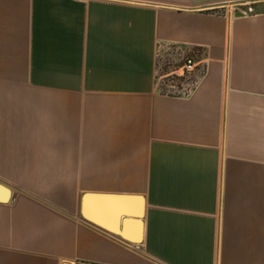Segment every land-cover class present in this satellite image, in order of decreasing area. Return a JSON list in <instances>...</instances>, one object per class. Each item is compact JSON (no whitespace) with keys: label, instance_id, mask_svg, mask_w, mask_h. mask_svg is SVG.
Listing matches in <instances>:
<instances>
[{"label":"crops","instance_id":"0c3cea01","mask_svg":"<svg viewBox=\"0 0 264 264\" xmlns=\"http://www.w3.org/2000/svg\"><path fill=\"white\" fill-rule=\"evenodd\" d=\"M246 1L0 0V264H264ZM170 45L199 63L190 96L158 88Z\"/></svg>","mask_w":264,"mask_h":264},{"label":"built area","instance_id":"2783aa9c","mask_svg":"<svg viewBox=\"0 0 264 264\" xmlns=\"http://www.w3.org/2000/svg\"><path fill=\"white\" fill-rule=\"evenodd\" d=\"M175 56L180 63L174 69L168 70L171 62L174 63ZM198 67V61L193 56L183 53L179 47L170 45L166 51L162 46L158 47L156 68L158 88L166 93L190 96L199 82L198 78H194ZM175 75L182 79L175 82Z\"/></svg>","mask_w":264,"mask_h":264},{"label":"rangeland","instance_id":"374dc122","mask_svg":"<svg viewBox=\"0 0 264 264\" xmlns=\"http://www.w3.org/2000/svg\"><path fill=\"white\" fill-rule=\"evenodd\" d=\"M247 3L244 4V6L240 7V10H237L243 14H251V13H258L261 11H264V0H248ZM179 60L174 59V63L171 62V65L168 66V70H172L175 67L179 65ZM175 82H179L178 80H181L178 76H174Z\"/></svg>","mask_w":264,"mask_h":264},{"label":"water","instance_id":"95a60500","mask_svg":"<svg viewBox=\"0 0 264 264\" xmlns=\"http://www.w3.org/2000/svg\"><path fill=\"white\" fill-rule=\"evenodd\" d=\"M11 196L12 190L8 186L0 183V201H9L11 199ZM84 197H86V194L84 195Z\"/></svg>","mask_w":264,"mask_h":264}]
</instances>
